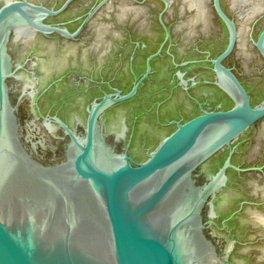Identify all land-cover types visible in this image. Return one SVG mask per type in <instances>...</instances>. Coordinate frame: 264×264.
<instances>
[{
	"label": "flooded vegetation",
	"instance_id": "obj_1",
	"mask_svg": "<svg viewBox=\"0 0 264 264\" xmlns=\"http://www.w3.org/2000/svg\"><path fill=\"white\" fill-rule=\"evenodd\" d=\"M161 1L163 8L169 7L171 3ZM34 2L48 8L61 5L48 6L41 1ZM100 2L101 0L90 2L85 5L81 15L60 21L59 16L70 9L73 3H77L75 0L62 13L44 20L52 25L65 26L71 33L81 27L74 38H65L57 33L44 34L31 27H22L18 39H14L13 32L6 42L7 56H2L1 63L8 71L4 78L2 97V100H7V104L2 114L7 145L5 159L15 168L12 179L20 173L30 181L45 180L59 185L78 183L73 178L70 159L77 154L80 145L85 144L88 117L93 105L105 96L119 101L109 103L98 112L92 126L91 153L87 157L103 166L119 164V156L124 152L135 162H143L160 141L176 129L177 123H184L203 110L228 109L234 105L233 99L216 84L212 63L208 61L224 50L229 37L227 25L216 13L214 23L207 22L208 16L205 23L204 19L193 23V16H189L185 22L180 20L179 25H174L177 19L173 16H170L169 21L160 17L162 34L154 43L151 39L155 37V33L149 14L152 7L140 6L139 0H118L115 22L95 20L89 23L91 16L82 27L85 18ZM219 3L234 22L237 33L233 50L221 62L232 71L254 106L264 101V95L255 101L253 88L248 85V81L235 68L227 65L225 60L235 55L237 49L247 57L245 47L249 40L251 56L256 54L264 63V58L253 44L264 23L254 32V26L258 23L254 22L255 16L242 27L241 21L244 18L239 17L238 22L226 10L224 0H219ZM121 6L125 10L124 14L119 15L123 10ZM113 8L111 1L107 9ZM185 9L187 8L183 7L181 11ZM196 24L200 25L198 35L192 32ZM212 29L217 32L212 33ZM206 30L209 33L206 34ZM195 35L200 40V49H195L199 56L188 58V46ZM206 37L212 41L218 37L224 38L223 46L213 57L210 49L203 47ZM199 65L200 73L189 76V69ZM203 68L211 75L204 76ZM247 78L254 80L252 76ZM195 86H200V100L192 94ZM133 89L134 92L129 95ZM214 93L227 97L230 102L222 105L221 101L211 100ZM126 95L128 97L118 99ZM190 101L197 104L196 111L185 116L168 115L171 104L187 109ZM23 102H26L24 109L21 108ZM144 105L146 106L143 107ZM257 122L250 125L229 146L206 158L190 173L186 171V167H182L173 175L165 198L157 205V215L163 217V226L194 232L198 245L201 223L210 236L213 235L209 230L226 232L237 226L257 228L253 223L247 224L238 219L244 214L247 204L260 207L263 200L252 196L238 199L233 193L237 190V181L244 175L263 174L261 166L255 162L241 164L236 160L237 152L249 141V137H244V134ZM63 125L76 141L72 140ZM138 136H141L139 141ZM136 149L143 151L145 157H136ZM228 158L231 166L224 170L222 187L214 196L209 195L200 207V187L215 179L216 182L222 180L217 173ZM234 166L240 170L234 169ZM157 180V177L151 178L148 186L154 187ZM145 188L146 183L136 190V194H141ZM209 201L216 214L213 218H207ZM228 204L231 205L230 211L221 215L222 209ZM209 220L214 223L207 224ZM255 220L259 223L257 217ZM259 225L264 228L263 224ZM231 243L233 249L241 244L236 237ZM213 244L216 247L214 241ZM227 259L228 264H231L230 255ZM259 261H264V257Z\"/></svg>",
	"mask_w": 264,
	"mask_h": 264
},
{
	"label": "water",
	"instance_id": "obj_2",
	"mask_svg": "<svg viewBox=\"0 0 264 264\" xmlns=\"http://www.w3.org/2000/svg\"><path fill=\"white\" fill-rule=\"evenodd\" d=\"M73 1L63 0L59 7L48 8L32 0H0V264H228L232 243L227 250L220 251L222 259L204 224H200L198 245L194 232L165 227L163 217L157 215V205L165 198L173 175L180 168L186 167L190 173L264 118V101L252 106L241 83L221 62L233 50L237 33L219 0H212V6L227 25L229 37L224 50L208 61L212 63L216 84L233 99L231 108L203 110L186 122L177 123L176 129L143 162H135L124 152L119 156V164L103 166L87 157L98 112L119 101L105 96L93 105L85 144L70 159L73 178L78 183L30 181L20 173L11 178L15 168L5 159L2 114L7 104L2 97L8 71L1 63L2 56H7L6 42L18 26L74 38L81 27L71 33L65 26L44 22L62 13ZM107 1L101 0L85 21ZM253 44L264 58V27ZM133 92L134 89L129 95ZM125 97L128 95L118 99ZM228 166L229 158L217 173L222 180L215 179L200 187V207L222 187ZM154 177L158 180L150 188L148 182ZM145 183V190L136 194ZM209 204L207 218H213L216 214L211 201ZM258 215L255 213L254 217ZM211 223L214 222L207 221Z\"/></svg>",
	"mask_w": 264,
	"mask_h": 264
},
{
	"label": "rangeland",
	"instance_id": "obj_3",
	"mask_svg": "<svg viewBox=\"0 0 264 264\" xmlns=\"http://www.w3.org/2000/svg\"><path fill=\"white\" fill-rule=\"evenodd\" d=\"M32 1H41L42 3L53 6V5H60L63 0H32ZM77 3H73L71 5V8L68 9L66 12H64L62 15L59 16L60 21H66L68 19L73 18V16H79L81 13L85 10V5L87 6L88 3L93 2L95 0H76ZM113 1L114 8L112 10L107 9L108 4ZM141 1L140 6L145 7H152V10L150 11V18L152 19V26H153V32L155 33V37L151 39L154 43L159 39V37L162 34V30L159 25L160 17H162L164 20H168L170 16L173 18H176L177 20L174 21V25L178 23L180 20L182 22H185L189 16L193 15V10H189L188 7L183 12L181 9H183V0H166L171 3H169V7L163 8L164 5L161 0H139ZM254 2H249L246 6L249 7L252 3H261L263 5L262 9L259 13H257L255 16V21L258 22L254 26V32H256L260 26L264 23V0H252ZM117 5L118 0H108L105 4L101 5L98 9H96L92 15V18L89 20V23L91 22H115L116 21V13H117ZM207 16L208 20L207 22L214 23L216 14L212 6V0H207ZM224 5L226 10L230 15L237 18V21L240 22V16L237 14L238 12L235 11L232 8L231 0H224ZM52 20V19H51ZM98 20V21H97ZM85 23L87 21H83L82 27H84ZM173 25V27H174ZM179 25V23H178ZM193 25V24H192ZM218 25H216L217 28ZM190 29L187 28L184 31L187 32ZM200 25L196 24L192 28V32L194 34H197L200 32ZM86 31V29H85ZM206 30V34H207ZM212 33L217 32L216 29H212ZM209 33V32H208ZM209 37H206L204 40L203 47L205 49H210V52L213 55H215L219 49L224 44V38L218 37L216 39L208 40ZM192 42V43H191ZM191 45L188 46L187 51V57L188 58H197L199 55L195 51V49H200V40L197 39V36L195 35L192 38ZM247 47H245V51L247 52V57L243 54H240L241 50L237 49L235 55H232L228 57L225 62L227 65L232 66L235 68L239 73L240 76L248 81V85L252 87L253 91V97L254 100L257 101L262 95H264V69H263V61L260 59L259 56L256 54L251 56V52L248 48L250 47L249 40L247 41ZM249 51V52H248ZM245 65H248L247 67ZM247 68V69H246ZM197 73H200V65L199 66H193L189 69V76L196 75ZM203 74L204 76L208 77L211 75L206 68H203ZM248 76L253 77V81L248 79ZM192 94L197 98V100H200V86H195L192 89ZM206 98V96H204ZM213 101H221L222 105H227L230 101L227 97L219 94L214 93L210 97ZM190 100V99H187ZM26 102H23L22 107H25ZM144 105L143 107H145ZM197 109V104L190 101L187 105V109L183 108L181 105H175L171 104L170 109L167 111L168 115H178L181 114L183 116L190 114ZM248 136L249 141L244 147H241V149L236 154V160L238 163L244 164L246 162L253 161L256 165L261 166L262 173H256V174H249L247 176L244 175L243 178L240 179V181H237L238 185L236 186L237 190H234V197L241 199L243 196H252L254 198H258L259 200H263L262 206H253L247 204L244 207V214L241 215V217L238 219V221H245L247 224L253 223L256 227H235L231 231H216V230H209L211 231L214 242L216 244V253L220 255V251L227 250L229 247V244L232 242V240L235 239V237L241 242V244L237 245L233 251L230 253V259L231 264H264V261H259L260 258L264 257V228H262L259 223L256 222L254 218V214H264V119L257 122L247 134H244V137ZM141 136H138L137 140L139 141ZM134 154L136 157H145V154L143 151H140L138 149L134 150ZM258 154V155H256ZM263 163V164H262ZM251 200V199H250ZM249 200V201H250ZM231 204V203H230ZM228 204L227 206L222 209V214L224 215L231 209V205ZM249 222V223H248ZM256 222V223H255ZM237 223V222H235ZM208 232V231H207ZM223 257V255H220Z\"/></svg>",
	"mask_w": 264,
	"mask_h": 264
},
{
	"label": "bare ground",
	"instance_id": "obj_4",
	"mask_svg": "<svg viewBox=\"0 0 264 264\" xmlns=\"http://www.w3.org/2000/svg\"><path fill=\"white\" fill-rule=\"evenodd\" d=\"M5 1H7V0H5ZM206 2H207V0H183V5H182L183 7L186 6L189 8V10H191V9L194 10L193 15H191V16H193V18L190 17L192 19L191 22H193V23L200 22V20H203V19H204L203 22L204 23L206 22V20H205V19H207L206 18L207 17ZM249 2H251V0H231V4H232L233 9L237 8L238 9L237 12H238L239 16L244 18V20L242 19L243 21H241L242 27L246 26L245 24H248V20L255 17V15L257 13H259L263 7V5L261 3L255 2V3L250 4V6L246 8V6L249 5L248 4ZM123 7L124 6H121L122 9H123ZM124 10H125V8L122 10L121 14L119 13V15L124 14ZM22 30H23L22 27L18 26L16 28L14 39H18L20 37L19 33H21ZM25 32L26 31H24V33ZM240 34H241V32H240ZM20 35H22V34H20ZM242 39H244V38H242ZM257 219L261 224L264 225V214L258 215Z\"/></svg>",
	"mask_w": 264,
	"mask_h": 264
}]
</instances>
